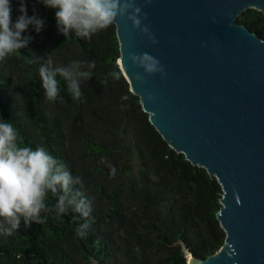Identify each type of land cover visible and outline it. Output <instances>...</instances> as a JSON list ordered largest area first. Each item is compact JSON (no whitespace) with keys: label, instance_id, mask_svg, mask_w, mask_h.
Returning <instances> with one entry per match:
<instances>
[{"label":"trees","instance_id":"1","mask_svg":"<svg viewBox=\"0 0 264 264\" xmlns=\"http://www.w3.org/2000/svg\"><path fill=\"white\" fill-rule=\"evenodd\" d=\"M33 9L45 18L44 30L31 32L29 48L0 59V116L13 122L21 144L46 146L81 177L75 187L91 199L92 212L57 217L49 194L53 210L41 212L43 222L21 221L12 235H0V264H188L183 246L197 258L216 252L225 239L216 217L221 187L150 123L117 63L114 24L90 39L65 37L53 9L28 0L29 15ZM18 14L13 0V19ZM237 20L264 37L261 11L246 9ZM49 59L54 66L94 61L79 99L60 76L63 99L45 97L38 67ZM85 219L81 237L76 229Z\"/></svg>","mask_w":264,"mask_h":264},{"label":"water","instance_id":"2","mask_svg":"<svg viewBox=\"0 0 264 264\" xmlns=\"http://www.w3.org/2000/svg\"><path fill=\"white\" fill-rule=\"evenodd\" d=\"M135 3L149 34L117 17V63L167 144L221 187L224 242L205 258L183 246L188 264H264V37L237 20L264 14V0ZM129 52L156 57L163 74L145 73Z\"/></svg>","mask_w":264,"mask_h":264},{"label":"clouds","instance_id":"3","mask_svg":"<svg viewBox=\"0 0 264 264\" xmlns=\"http://www.w3.org/2000/svg\"><path fill=\"white\" fill-rule=\"evenodd\" d=\"M45 8L54 10L56 27L65 37L70 34L90 39L98 31L107 29L117 17L125 15L133 26L149 34L148 26L141 27L142 9L135 0H37ZM19 14L13 19V0H0V59L20 49L29 48L35 37L31 32L41 33L45 18L35 9L31 15L27 10L28 0H16ZM155 43V40H153ZM128 59L143 68L147 74H163L160 61L151 54L129 52ZM94 61L73 60L66 65H53L52 60L38 67L40 84L45 97L52 102L60 96V81L63 77L67 91L73 99L82 96V80L91 78ZM111 77L121 78L120 71H112ZM143 75L136 74L137 80ZM126 98V97H125ZM19 131L9 119L0 116V235L10 236L20 228L33 222H43L42 211L53 210L46 200L49 194L55 199L54 211L57 217L68 212L88 218L92 212V201L76 185H82L80 176H73L67 165L46 146L32 147L21 144ZM90 224L87 219L78 225L76 231L81 237L87 234Z\"/></svg>","mask_w":264,"mask_h":264}]
</instances>
